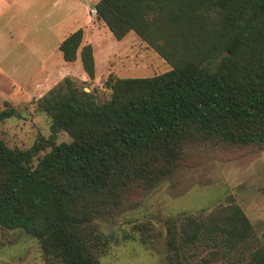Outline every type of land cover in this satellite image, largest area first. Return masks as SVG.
Listing matches in <instances>:
<instances>
[{
    "label": "trees",
    "instance_id": "trees-1",
    "mask_svg": "<svg viewBox=\"0 0 264 264\" xmlns=\"http://www.w3.org/2000/svg\"><path fill=\"white\" fill-rule=\"evenodd\" d=\"M96 10L117 40L134 31L172 69L111 75L103 102L64 79L37 102L52 137L36 166L43 140L22 150L0 138V227L24 231L63 264H99L113 240L99 221L136 206L198 152L264 149V0H99ZM83 40L79 29L59 50L68 63L80 53L93 80L94 48ZM17 116L8 103L0 109V123ZM61 132L71 141L56 144ZM165 230L170 263L185 264L183 248L212 239L236 249L254 229L232 200L207 215L169 218ZM247 264H264V247Z\"/></svg>",
    "mask_w": 264,
    "mask_h": 264
},
{
    "label": "rangeland",
    "instance_id": "rangeland-1",
    "mask_svg": "<svg viewBox=\"0 0 264 264\" xmlns=\"http://www.w3.org/2000/svg\"><path fill=\"white\" fill-rule=\"evenodd\" d=\"M99 0H0V109L8 103L18 116L0 123V138L10 148L26 150L43 140L51 150V118L37 102L70 78L98 101L111 97L106 82L117 78H150L172 67L134 31L117 40L98 18ZM84 31L83 45L91 44L96 76L76 62H65L59 45L71 33ZM54 142H70L68 134ZM138 204L114 221L100 220L101 230L113 240L99 254V264H171L165 220L181 215H207L234 200L253 225L252 236L236 249L205 239L183 248L185 264H247L249 255L264 247V149L216 147L192 156L183 169L139 197ZM145 239V241H144ZM216 252L215 256L212 253ZM0 264H63L46 256L34 237L22 230L0 227Z\"/></svg>",
    "mask_w": 264,
    "mask_h": 264
},
{
    "label": "built area",
    "instance_id": "built-area-1",
    "mask_svg": "<svg viewBox=\"0 0 264 264\" xmlns=\"http://www.w3.org/2000/svg\"><path fill=\"white\" fill-rule=\"evenodd\" d=\"M93 13L96 14L97 13V10L93 11Z\"/></svg>",
    "mask_w": 264,
    "mask_h": 264
}]
</instances>
